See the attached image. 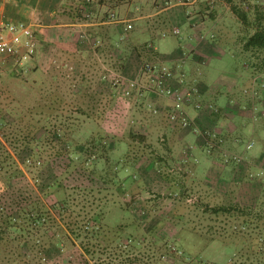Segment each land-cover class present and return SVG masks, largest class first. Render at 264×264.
I'll return each instance as SVG.
<instances>
[{"label": "rangeland", "instance_id": "1", "mask_svg": "<svg viewBox=\"0 0 264 264\" xmlns=\"http://www.w3.org/2000/svg\"><path fill=\"white\" fill-rule=\"evenodd\" d=\"M223 22L230 24L235 36L241 34L238 22L242 21L238 17L231 14ZM181 36L185 38L181 34L180 37H173V40L178 42ZM148 37L144 35L142 39ZM230 39L235 40L233 35ZM226 46L230 48L220 44L216 55L203 66L205 83L211 89L220 86L225 89L229 83L225 79L226 75L230 76L228 71L234 73L231 75L243 74V79H237L241 85L250 74L245 65L249 61L246 53L237 50L234 43H226ZM191 47L184 44L183 51L189 52ZM71 60L66 64L58 59L53 60L51 65L45 66L36 75L32 71L0 75L1 114L8 116L9 121L15 120L11 126L0 130V152L4 141L17 160L19 169H15L12 180L18 191L21 188L33 189V197L39 196L49 206H53L59 197H70L73 210L71 219L77 220L79 226L89 215L101 214L105 230L113 237L118 234V229L123 231L121 239L124 242L132 235L130 251L126 250V254L139 255L145 264L173 262L171 252L163 254L164 243L170 240L174 244V240L180 238L188 251L218 264H226L234 256V245H227L220 239L210 241L200 233L189 230L184 223L181 216H189L192 208L201 200L210 204L237 200L253 211V222L245 229L246 232L262 231L264 235L263 169H253L254 172L250 174L253 184H236L232 176L225 183L216 178L218 175L213 178L212 185L205 184L204 178L210 166H217V171H221L220 163H234L236 160H227L231 156L221 155L218 150L205 152L202 148H198L193 155L190 151L193 150L191 144L197 142L195 138L188 135L186 139H180L178 135L173 137V120L165 121L160 112L145 109L135 96L124 95L118 85L111 87L107 81L108 75L112 78L120 76L117 68L112 72L101 62L90 58L83 63L77 59ZM102 74L107 76L102 77ZM222 83H225L224 87ZM53 91L63 97V106L69 108L67 115L70 118L66 121L69 122L67 124L73 123L68 130L75 134V138L87 140L103 129L109 132L111 145L106 150H96L97 154L90 157L94 161L88 160L86 166L82 161L78 162L73 153L56 158L59 146L53 140L46 139L34 144L18 139L23 138L26 132L24 128L27 122L21 116L39 119L41 114L38 112L45 102L51 101ZM259 98H262V93ZM32 108L36 112L27 113ZM9 109L14 110V116L9 115ZM84 109L86 113H83ZM254 124V121L247 119L243 131L244 146L253 142V152L260 146L256 140H252L250 130ZM142 132L147 135L146 139L137 136ZM5 133H12L17 137V142H7ZM126 156L131 158V162ZM199 167L201 171H198ZM57 181L61 183L60 186L54 184L50 187ZM13 192L11 189L9 194ZM64 227L63 222L54 223L51 230L59 231ZM37 232L38 236L44 233L43 229ZM45 239L48 241L49 237L45 236ZM122 240L111 237L102 241L109 246V250L102 251L100 248L104 245H99L95 256L86 255L88 261L91 264L122 262L126 254L121 257L111 254V249ZM6 242L1 243L6 250L0 249V264H20L12 249V241ZM81 244L82 238L68 241L61 255L55 248H50L49 264H84ZM171 249H175L174 246Z\"/></svg>", "mask_w": 264, "mask_h": 264}, {"label": "crops", "instance_id": "2", "mask_svg": "<svg viewBox=\"0 0 264 264\" xmlns=\"http://www.w3.org/2000/svg\"><path fill=\"white\" fill-rule=\"evenodd\" d=\"M241 1L248 0H233L234 3ZM252 1L264 4V0ZM112 13L116 18H112ZM231 14L237 17L228 0H0V29L6 30L11 22H24L37 41L36 54L26 65H21L13 56H0V75L31 71L36 75L58 59L61 52L82 63L90 58L112 72L117 68L119 71H115L125 81L138 80L143 93H136V100L147 110L158 108L163 120L170 122L174 100L160 92L144 69V63L153 60L173 67L177 73L169 83L177 90L193 93V102L186 105L192 127L171 121L173 137L195 138L197 142L191 144L190 151L194 155L198 148L208 151L207 132L211 131L221 136L219 154L242 157L239 162L220 163L221 171L209 165L205 184L212 185L217 175L225 183L232 176L236 184H253L250 177L253 169L264 170V71L254 72L248 61L245 65L250 74L244 85L237 81L244 78L243 74L231 75L234 73L228 71L230 76L226 75L225 79L229 83L225 89L221 86L211 89L205 83L203 69L206 61L216 55L220 44L227 47L226 43H234L243 52L244 25L238 22L241 34L235 36L230 24L223 22ZM129 23L132 28H128ZM175 29L180 31L177 33ZM181 34L185 38L181 36L175 42L173 37ZM144 35L148 39L143 40ZM231 35L235 40L230 39ZM184 44L192 46L191 51L184 52ZM245 53L249 59L250 54ZM108 78V83L115 88L113 78L109 75ZM222 84L224 87L225 83ZM197 102L202 104L201 108L196 107ZM247 119L256 123L250 131L252 140L260 146L255 145L254 152L251 151L253 142L247 146L243 142ZM251 143L253 146L249 148Z\"/></svg>", "mask_w": 264, "mask_h": 264}, {"label": "trees", "instance_id": "3", "mask_svg": "<svg viewBox=\"0 0 264 264\" xmlns=\"http://www.w3.org/2000/svg\"><path fill=\"white\" fill-rule=\"evenodd\" d=\"M228 1L231 2L232 11L242 21L246 30L243 51L250 54L248 59L249 65L254 72H262L264 71V4L252 0L237 3H234L233 0ZM250 30H253V32H250ZM63 53L65 52L59 54L58 60L66 64L70 62L71 58H69V55L63 56ZM117 87L123 93V86L118 85ZM51 97V101L45 102L42 105V109L38 112L41 114L39 119L32 120L26 119L24 115L21 116V119H25L27 124L26 128H24L26 132L23 138L18 137L20 142L27 141L39 144L46 139L53 140L59 146L55 154L56 158L67 153H73L79 159L77 161H82L84 165L88 160L94 161V158L90 157L97 154L96 150H106L111 145V142L109 144V132L103 129L93 134L87 140L75 138V134L68 130L72 127L73 123L67 124L69 122L66 120L70 118L67 115L69 108L63 106V97L56 91H53ZM13 111L9 109V115L14 116ZM82 111L86 113L85 109ZM30 112L34 113L36 111L32 108L29 112L27 111V113ZM14 121H9L8 116L1 114L0 110V130L11 126L15 123ZM7 133L4 134L7 142L11 144L14 141L17 142V137L12 136V133L10 135H7ZM13 135L17 136L16 133ZM207 135L210 137L207 141L208 151H217L218 145L222 143L220 141L221 136L219 134L216 137L210 134ZM137 136L141 139L147 138L144 132L137 133ZM6 145V142L3 141V151L1 150L0 152L1 250L5 249L1 244L4 240L8 241L6 243L12 241V249L15 250L16 259L17 261L19 260L20 264H49L48 253L50 248H55L58 254L61 255L68 241L82 238V254L83 256L85 255L84 264H91L86 255L95 256L99 245L103 244L102 241L105 242L111 239V237L122 240L121 238L124 236L123 231L118 229V234L113 237L105 230L101 214H88V218L79 226L77 220L71 219L73 217V210H71L72 203L70 197H59L53 206H49L39 196L35 195L36 198L33 197V189L21 188L18 191L16 185H13L12 179L15 169H19V167H17V160ZM126 158L131 162L130 157L126 156ZM116 175L118 174L116 173ZM54 184H57V186L61 185L57 181V183L50 184V187ZM11 189L14 191L13 194H9ZM252 215L253 211L241 205L237 200L230 203L218 202L216 204H210L201 200L200 203L192 208L189 216L183 215L181 217L189 230L200 233L206 239L210 241L220 239L227 245H234V256L226 264H264L263 232L256 231L252 233V231L246 232L247 230H245L253 222L251 220ZM62 222L65 224L64 228L54 232L51 230L54 223ZM48 224L51 225L47 227L46 225ZM42 229L44 233L38 236L37 231ZM45 236L49 237V242L45 239ZM132 239L133 237L130 234L125 239L126 242L122 240L121 243L119 242L118 245L111 249V254L115 257H121L126 254V250L130 249L129 244ZM103 245V248H100L102 251L109 250L108 245ZM173 246L175 249H171ZM170 252V255L174 257L173 262L162 264H218L204 256L188 251L181 238L174 240V244L170 240L165 241L163 254ZM123 257L122 262L117 264H145L137 254L130 255L128 253Z\"/></svg>", "mask_w": 264, "mask_h": 264}, {"label": "built area", "instance_id": "4", "mask_svg": "<svg viewBox=\"0 0 264 264\" xmlns=\"http://www.w3.org/2000/svg\"><path fill=\"white\" fill-rule=\"evenodd\" d=\"M183 1V0H182ZM112 18H116V14L112 13ZM131 23L128 28H132ZM175 29V32H179ZM88 39L87 34L82 35ZM37 41L31 34L29 26L24 22H11L8 24L6 30L0 29V56L8 55L18 59L21 65H26L36 54ZM144 69L151 75V79L158 85L160 92L174 100V105L171 108L170 119L176 122H181L184 126L192 127V122L189 119L186 111V105L193 102V93L191 91L182 92L177 90L169 81L176 76V69L166 64L157 61H146ZM115 85H122L123 92L126 96L132 97L136 93L141 95L143 93V86L138 80L125 81L124 77L117 76L113 78ZM197 108H201L202 104L197 102ZM159 112L158 108L154 109ZM208 134L216 137L217 134L211 131ZM213 145V144H212ZM253 143L249 144V148ZM235 159L237 162L241 161L242 157L234 154L229 159Z\"/></svg>", "mask_w": 264, "mask_h": 264}]
</instances>
